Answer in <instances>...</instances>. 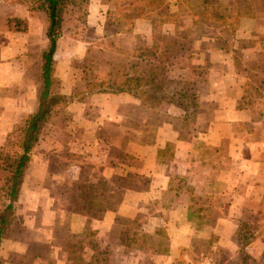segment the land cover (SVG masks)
<instances>
[{
	"label": "crops",
	"instance_id": "obj_1",
	"mask_svg": "<svg viewBox=\"0 0 264 264\" xmlns=\"http://www.w3.org/2000/svg\"><path fill=\"white\" fill-rule=\"evenodd\" d=\"M253 1L264 8V0ZM216 2L223 3L224 0H210L212 4ZM6 3L2 6L7 10L0 16V133H13L17 123L25 122L27 115L38 106L41 87L39 83L37 85L35 75L41 72V65L34 71L27 64L32 52L40 57L43 41L47 40L48 23L45 14L30 12L25 2ZM166 3V9L147 10L144 18L134 22L132 31L114 33L109 28L115 21L110 18L114 9L103 0H91L86 25L95 33L93 43L71 36L58 40L56 77L63 81V93L77 98L66 113L57 118L50 134L31 156L26 175L33 165L35 182L42 190L47 184L50 163L57 159L64 163L68 178L55 175L51 179L55 185L63 184L64 180L70 187L79 183L104 187L108 200H113L116 205L103 210L98 221L99 235L119 233L118 219L122 216L135 219L141 213L149 214L151 202H168L173 206L165 211L161 207L162 214L159 213L155 221L162 220L164 224L167 223L164 219L170 221L168 228L176 230L173 236L179 234L176 221L167 215L172 218L176 204L191 200L200 175L210 173L211 170L204 174L198 170L201 165L196 156L203 155L204 145L209 150L211 146L220 147L226 138L235 139L239 135L236 125L241 123L251 125L255 133H264V122L254 120L249 108H238L249 101L242 100L248 83L252 82L264 94V17L240 20L235 45L223 52L210 81L199 83L196 92L183 99L189 111L179 102L181 94L173 93L176 87L166 86L157 69L141 71L145 84L142 91L134 95L105 91L108 85L104 81L90 77L88 70L92 67L76 64V59L84 58L90 48H97L102 55L111 52V48L126 53L150 48L156 24H162L161 47L174 48L177 40L186 37V31L195 24L196 18L185 0H166ZM251 40L255 42L250 46ZM243 43L248 46L241 47ZM31 78L36 81L27 88ZM177 90L182 89L178 87ZM207 105L212 106V119L203 122L194 117V111L200 113ZM157 115L163 119L156 124ZM61 143L68 149L65 156ZM250 146L257 152L262 151V141L247 146L239 144L236 151L229 152L232 159L228 157V161L233 163L236 153L250 152ZM87 169L91 175L84 178ZM129 173L147 178L148 185L141 190L125 187ZM188 186L192 189L190 193L185 190ZM86 214L79 216L71 212L73 233L85 232L95 219L92 213ZM81 218L86 222L79 226ZM179 246L181 239L173 240L167 254H157L154 263H175L180 256Z\"/></svg>",
	"mask_w": 264,
	"mask_h": 264
},
{
	"label": "rangeland",
	"instance_id": "obj_2",
	"mask_svg": "<svg viewBox=\"0 0 264 264\" xmlns=\"http://www.w3.org/2000/svg\"><path fill=\"white\" fill-rule=\"evenodd\" d=\"M4 1L6 4H12L17 0H0V16H4L7 10L2 6ZM18 1L29 5L33 0ZM108 5L114 9L115 0L109 1ZM67 34L72 35L70 32ZM77 34L80 39L88 36L90 41L95 37L89 27L80 29ZM47 44L48 41L44 40L43 50ZM29 61L27 66L30 65L34 71L42 64L41 57L34 52L31 53ZM76 64L81 67H92L88 73L96 81L103 82L110 77L108 74L111 73L112 66L97 65L86 61L85 57L77 58ZM57 79L63 92V81ZM31 80V83L26 82L27 88L33 86V82L36 81L32 78ZM259 108L257 105L256 109ZM57 118L46 126V136L50 134L52 125H56ZM161 119L163 118L160 115L155 116L154 123ZM19 123L13 133H0V216L8 200L6 192L11 174L10 165L14 163L13 159L18 150L16 144L24 126V122ZM236 132L239 135L235 139L223 140L225 143L222 142L223 149L220 153L214 152L212 149L214 146H211L208 152L204 145L202 153L205 159L203 156H196L197 162L201 165L199 172L204 174L208 170L211 171L207 176L200 175L198 185L194 184L197 186L193 190L191 200L176 204L172 218L167 215L170 220L176 221V227L179 228V234L176 233L174 236L176 230L167 226L170 221L164 219L167 222L165 224L162 220L155 221L159 213L162 214L161 211L173 208L168 202H158L159 204L151 202L148 205L152 209H148L149 214L141 213L135 219L122 216L118 219L119 233L99 235L98 221L102 218L103 210L116 205L113 200V202L108 200L107 190L105 192L104 187L88 183L70 187L64 184V180L61 182L63 184L55 185L51 180L55 175L68 178L64 173V163L58 162L57 159L50 163L47 184L40 190L34 179L33 165L30 166L16 206L14 235L3 242L0 263L153 264L157 254H167L173 240L181 239L179 246L181 248L178 252L180 256L173 264H264V133L255 131L251 133L249 126L243 123L236 125ZM48 140L50 143L51 139ZM261 141L262 151L257 152L250 146V152L236 153L233 163L228 161L227 158H231L229 152L236 151L235 148L239 144L247 146ZM60 148L62 155L65 156L68 153L67 146L61 143ZM204 161L205 167L202 166ZM90 175L91 171L87 169L83 177L89 178ZM188 187L185 190L190 193L192 189L191 186ZM50 210L53 211L47 213ZM73 211L79 216H85L86 212L95 216L85 232L73 233L74 220L70 216ZM84 219L78 221L79 226L86 222ZM78 224L76 221L75 227ZM88 233H91V236L85 238L84 235ZM236 233H239V237ZM239 242L241 244L238 245ZM183 245L186 247L183 248ZM242 249L243 252L240 253Z\"/></svg>",
	"mask_w": 264,
	"mask_h": 264
},
{
	"label": "trees",
	"instance_id": "obj_3",
	"mask_svg": "<svg viewBox=\"0 0 264 264\" xmlns=\"http://www.w3.org/2000/svg\"><path fill=\"white\" fill-rule=\"evenodd\" d=\"M109 1L111 0H106L105 3L108 4ZM185 2L192 10L196 21L186 31V37L177 40L172 49L161 48L162 24H156L154 27V42L150 48H139L134 53L115 51L111 48V52L104 55L97 48H90V52L85 56L86 61L97 65L104 64L106 67L112 66L111 73L108 74L109 79H104L108 85L105 91L138 95L145 84L141 71L157 69L166 86L176 87L173 93L181 94L179 102L185 110L189 111L183 99L194 94L199 83L210 81L213 70L222 60L223 52L232 49L235 45L240 20L264 17V8L258 7L253 0H224L223 3L214 4L210 3V0H185ZM90 4L91 0H33L29 2L30 12L43 13L47 18L48 44L40 55L42 64L41 72L37 75V82L40 84L41 94L38 106L36 111L27 115L16 144L17 153L14 159L11 158L14 163L10 165L11 174L7 182L8 200L0 216V253L3 242L13 238L14 235L16 206L25 184L26 170L31 156L45 139L46 126L55 118L62 116L74 102V98H77V96H68L60 90V82L56 77V52L58 40L68 36L67 32L72 33L70 36L77 40L93 43L88 36L80 39L77 34L80 29L88 27L86 24ZM167 7L166 0H115L114 11L110 12V18L115 21L109 25V28L114 33L130 32L134 22L144 18L147 10ZM254 42L251 40L249 45H253ZM246 46H248L246 43L241 44V47ZM247 85L242 100L249 99V101L243 105L241 103L238 108H249L254 114V120L261 122L264 117V94L252 83ZM178 87L182 90H177ZM257 105L260 106L259 109H256ZM198 113V110L194 111V117L203 122L213 118L210 105H207L199 115ZM187 124L186 120L185 125ZM249 129L251 133L254 132L251 125ZM212 149L220 153L223 148L221 145ZM202 156L204 157V154ZM207 165L209 167L208 163ZM202 166H206L205 161ZM148 183L147 178L129 173L125 180V187L141 190ZM84 236L87 238L91 236V233ZM236 236L239 237V233H236ZM242 252L243 249L240 253Z\"/></svg>",
	"mask_w": 264,
	"mask_h": 264
}]
</instances>
